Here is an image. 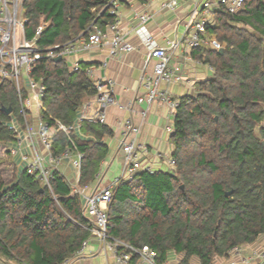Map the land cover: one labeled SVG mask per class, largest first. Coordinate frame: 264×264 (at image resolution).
Masks as SVG:
<instances>
[{
  "label": "trees",
  "instance_id": "obj_1",
  "mask_svg": "<svg viewBox=\"0 0 264 264\" xmlns=\"http://www.w3.org/2000/svg\"><path fill=\"white\" fill-rule=\"evenodd\" d=\"M111 1L25 0L26 38L34 39L47 24L37 41L46 50L104 31L115 21L109 15ZM214 18L207 32L223 49L192 51L195 60L213 69V77L197 85L195 96L180 99L170 136L173 171H142L122 181L108 206V234L136 248L148 246L158 264L170 253L182 256L179 264H191L193 258L214 264L232 248L264 237V1L247 0L237 15L221 6ZM87 69L81 63V70L72 72L66 60L37 62L33 77L45 87L42 116L51 126L72 125L96 96ZM20 111L14 84L0 83V146L16 143L7 125L15 118L24 126ZM80 131L94 138L70 137L84 154L79 185L87 188L109 155L105 138L113 132L89 121ZM70 146L65 134H54L53 155ZM91 228L81 198L59 173L51 190L27 171L10 184L0 173L1 258L62 264L92 237Z\"/></svg>",
  "mask_w": 264,
  "mask_h": 264
},
{
  "label": "built area",
  "instance_id": "obj_2",
  "mask_svg": "<svg viewBox=\"0 0 264 264\" xmlns=\"http://www.w3.org/2000/svg\"><path fill=\"white\" fill-rule=\"evenodd\" d=\"M122 1H111L109 15L114 17L115 21L104 31L95 29L87 36H81L65 45L41 50L37 46V41L47 24L37 29L34 39L28 40L25 35L27 23L24 11L25 0H0V83H13L18 93L24 126L22 127L15 118H12L7 126L16 133L15 148L11 153L19 157L23 170L51 190L55 173L60 174L62 165L68 164L74 176L72 181L67 180V183L72 194L81 198L85 214L92 224L91 235L102 243L105 252L112 254L117 264H133L134 257L137 258L135 264H158L157 254L148 246L136 248L108 234V206L114 189L119 183L131 180L142 171L155 172L152 167H145L142 163L143 158L149 153L148 147L140 141L142 123L147 117L149 107L155 103L166 105L175 116L180 106V99L174 97L167 88L173 84H191L182 76L181 67L170 66L172 57L184 42L191 51L202 46L212 50L223 49L217 40L209 38L207 34L211 2L194 0L193 10L184 22V36L166 40L163 45L157 42L148 28L155 15L147 11L133 14L136 26L130 32L141 40L147 51L145 75L142 79L145 96L138 99L139 102L146 104L147 109L141 114L142 123L136 124L133 119H126L119 124L123 169L120 176L115 177L104 187L98 186L89 191L88 188H82L79 185L84 154L77 150L70 137L80 132L82 123L85 121L106 124L107 109L117 104L115 82L111 79H95L93 69L88 68L86 75L95 83L97 91L93 98L98 107L96 116L90 117V104L85 103L72 125L65 126L56 122V125L51 126L42 116L45 87L41 81L33 77L37 62L43 59L55 60L61 57L62 60L67 61L72 72H79L81 62L76 59L79 53L89 54L105 47L109 48V56L113 58L133 53L136 48L128 40L129 33L121 29ZM183 1L185 0H168L163 3L161 10L175 11ZM246 1L224 0V5L230 14L237 15L244 10ZM201 15L204 17L199 19ZM187 60L193 62V56ZM210 70L213 72L211 67ZM55 133L65 134L72 145L57 156L52 152ZM100 177L98 175L97 179ZM85 246L86 243L73 258L67 259L62 264H71L73 259L82 253ZM222 264H264V249L253 247L247 254L243 246L234 247L222 260Z\"/></svg>",
  "mask_w": 264,
  "mask_h": 264
},
{
  "label": "crops",
  "instance_id": "obj_3",
  "mask_svg": "<svg viewBox=\"0 0 264 264\" xmlns=\"http://www.w3.org/2000/svg\"><path fill=\"white\" fill-rule=\"evenodd\" d=\"M167 1L146 0V2L142 3L138 0H123L121 29L123 32L129 33L127 36L128 40L136 48L133 53L113 58L109 56V48L105 47L89 54L82 52L76 56V59L81 63L93 69L95 79H111L116 84L115 98L117 104L109 107L106 111L105 125L113 132L112 137L105 138V143L109 147V155L102 164L99 174L101 176L100 179H97L93 185L87 187L89 191L96 189L98 186L99 188L104 187L115 177L120 176L123 169V154L119 143V124L126 119H133L136 124L142 123L141 114L147 109L145 103L138 101L139 98L145 96L142 79L145 75L147 51L142 45L141 40L134 33L130 32L136 26V22L133 20V14L147 11L155 15L149 23L148 28L154 34L155 39L160 45H163L166 40L181 38L185 34L184 22L188 14L193 10L194 0L183 1L175 11H162V5ZM203 1L211 2L212 4L210 17H208L209 27V25L214 23L215 13L220 11L221 6L225 7V3L224 0ZM203 17L201 15L199 19ZM208 37L210 38L209 34ZM190 56H192V51L188 48L186 42H184L182 47L172 57L170 63L171 67H181L182 76L191 82L190 85H185L184 83L173 84L167 88L174 97L179 99L185 96H195L197 94V85L213 77L210 66L202 64L194 58L193 62H188L187 58ZM86 103L90 104V117H95L98 108L97 104L93 98ZM174 121L175 116L166 105L155 103L149 107L147 117L142 123V132L140 135V141L149 149L148 155L143 158L142 162L145 167H152L154 171H173V145L170 141V136L173 132ZM77 135L83 140L94 139L92 135L85 134L81 131ZM13 148H15V145L0 146V155L4 149V155L10 158L8 163L0 164V173L4 166H11L14 171H24L23 164L19 167L16 165V162H19L20 159L18 156L12 155L11 151ZM60 175L66 180L72 181L74 173L68 164H64L60 168ZM261 239H264V237ZM260 240L255 244L244 246V252L249 254L253 247H260L258 243ZM175 256V260H169V256L167 262L170 264H179L182 256L176 254ZM218 260L222 264L223 259ZM0 264L15 263L8 262L0 257ZM71 264L117 263L112 254L105 252L102 243L97 238L91 237L87 241L82 253L76 256ZM197 264H199V261Z\"/></svg>",
  "mask_w": 264,
  "mask_h": 264
},
{
  "label": "rangeland",
  "instance_id": "obj_4",
  "mask_svg": "<svg viewBox=\"0 0 264 264\" xmlns=\"http://www.w3.org/2000/svg\"><path fill=\"white\" fill-rule=\"evenodd\" d=\"M3 151H4V149H3ZM3 151L1 152L2 154L0 155V164L8 163V161L10 160V158H7L6 155H4ZM16 165L19 167L21 165V161H19V162L17 161ZM0 169H1V165H0ZM19 173H20L19 171H16V170L14 171V169L11 166L10 167L4 166V168L2 169L1 175L3 176L5 182L7 184H10L11 182H13L16 179V177ZM258 243H259V246L261 248H264V247H262V246H264V239H261ZM169 256H170L169 260H173V259L175 260L176 256L174 253H171ZM197 263H198L197 258H193L191 264H197ZM214 263L221 264V261L216 259V261Z\"/></svg>",
  "mask_w": 264,
  "mask_h": 264
},
{
  "label": "water",
  "instance_id": "obj_5",
  "mask_svg": "<svg viewBox=\"0 0 264 264\" xmlns=\"http://www.w3.org/2000/svg\"><path fill=\"white\" fill-rule=\"evenodd\" d=\"M106 10V9H105ZM55 61L56 62H60V61H62V58L61 57H58V58H56L55 59ZM4 111H5V113L7 114V115H11V113H12V110L11 109H4ZM231 193H228L227 195L229 196Z\"/></svg>",
  "mask_w": 264,
  "mask_h": 264
}]
</instances>
